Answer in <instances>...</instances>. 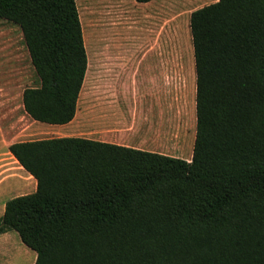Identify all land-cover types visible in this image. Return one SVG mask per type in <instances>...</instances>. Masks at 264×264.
Instances as JSON below:
<instances>
[{
    "label": "trees",
    "instance_id": "1",
    "mask_svg": "<svg viewBox=\"0 0 264 264\" xmlns=\"http://www.w3.org/2000/svg\"><path fill=\"white\" fill-rule=\"evenodd\" d=\"M77 1L0 0L39 78L23 103L40 122L76 116L88 69ZM190 28V160L81 136L10 145L37 188L5 203L0 233L16 230L35 264H264V0H217Z\"/></svg>",
    "mask_w": 264,
    "mask_h": 264
},
{
    "label": "rangeland",
    "instance_id": "2",
    "mask_svg": "<svg viewBox=\"0 0 264 264\" xmlns=\"http://www.w3.org/2000/svg\"><path fill=\"white\" fill-rule=\"evenodd\" d=\"M215 1H77L88 54L86 79L78 100V121L86 120L85 135L94 136L101 120L115 124L101 128L103 132L122 134L132 130L127 126L139 119L145 130L161 134L165 153L192 158L197 116L190 18L194 10ZM23 76L21 85L14 84L13 90L39 85L30 55ZM7 167L18 177L13 181L0 176V217L9 199L37 188L29 172H18L23 170L18 163L8 162ZM36 258V251L16 230L0 237V264H35Z\"/></svg>",
    "mask_w": 264,
    "mask_h": 264
},
{
    "label": "crops",
    "instance_id": "3",
    "mask_svg": "<svg viewBox=\"0 0 264 264\" xmlns=\"http://www.w3.org/2000/svg\"><path fill=\"white\" fill-rule=\"evenodd\" d=\"M147 3H151L147 2ZM12 22L0 20V176L8 180L17 179V173H12L7 167L8 162L18 163L23 170H18L23 175L27 171L10 151V145L17 141L41 139L42 136L63 137L81 136L104 142L126 145L147 151L165 153V141L160 133H152L145 130L136 120L132 126H127L122 134L103 132L101 128L115 126L111 120H101L97 123L98 132L93 135H85V119L78 121V108L73 120L66 124H50L33 119L25 110L23 103V91L13 90V85H21L24 72L27 70L29 51L24 40L21 28ZM24 41V44H23ZM86 77V76H85ZM86 79V78H85ZM153 79V78H149ZM154 80V79H153ZM136 86L138 79H134ZM85 82V80H84ZM132 79L130 77V83ZM84 85V84H83ZM14 92L17 93L16 98ZM124 121L125 124L127 122ZM123 124V125H124ZM125 129V128H124ZM136 131V132H135ZM190 160V159H188ZM8 172V173H7ZM28 172V171H27ZM31 175V174H30ZM32 176V175H31ZM34 178V177H33ZM37 182V181H36ZM5 210V206L3 211ZM5 233H0V237Z\"/></svg>",
    "mask_w": 264,
    "mask_h": 264
}]
</instances>
